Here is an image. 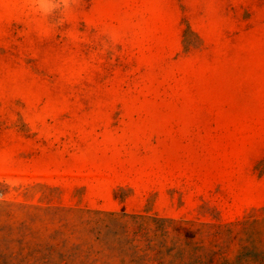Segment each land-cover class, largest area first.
<instances>
[{"label": "rangeland", "instance_id": "rangeland-1", "mask_svg": "<svg viewBox=\"0 0 264 264\" xmlns=\"http://www.w3.org/2000/svg\"><path fill=\"white\" fill-rule=\"evenodd\" d=\"M0 264H264V0H0Z\"/></svg>", "mask_w": 264, "mask_h": 264}, {"label": "clouds", "instance_id": "clouds-1", "mask_svg": "<svg viewBox=\"0 0 264 264\" xmlns=\"http://www.w3.org/2000/svg\"><path fill=\"white\" fill-rule=\"evenodd\" d=\"M33 9L42 17H51L60 13L61 17L78 3V0H29ZM57 23H63V19H58Z\"/></svg>", "mask_w": 264, "mask_h": 264}]
</instances>
